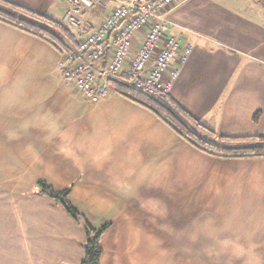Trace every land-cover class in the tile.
Wrapping results in <instances>:
<instances>
[{
    "label": "crops",
    "instance_id": "1",
    "mask_svg": "<svg viewBox=\"0 0 264 264\" xmlns=\"http://www.w3.org/2000/svg\"><path fill=\"white\" fill-rule=\"evenodd\" d=\"M4 1L69 26L70 0ZM121 1L84 7L77 36ZM166 33L193 46L172 63L170 100L217 138L264 136V4L182 0ZM62 56L0 22V264L84 259L82 224L39 194L40 180L70 190L92 227L109 225L101 264H264V158L206 154L114 92L89 105Z\"/></svg>",
    "mask_w": 264,
    "mask_h": 264
},
{
    "label": "built area",
    "instance_id": "2",
    "mask_svg": "<svg viewBox=\"0 0 264 264\" xmlns=\"http://www.w3.org/2000/svg\"><path fill=\"white\" fill-rule=\"evenodd\" d=\"M182 0H122L111 14L80 40L70 45L59 64L65 80L96 106L115 93L111 82H118L168 107L173 84L180 72L172 67L178 59L186 63L193 53L192 45L182 46L178 36L167 35L171 11ZM67 22L79 26L84 7L105 6L104 0H70ZM143 41L138 45L137 36ZM104 61L102 69L93 64Z\"/></svg>",
    "mask_w": 264,
    "mask_h": 264
},
{
    "label": "trees",
    "instance_id": "3",
    "mask_svg": "<svg viewBox=\"0 0 264 264\" xmlns=\"http://www.w3.org/2000/svg\"><path fill=\"white\" fill-rule=\"evenodd\" d=\"M264 4V0H259ZM0 22L43 40L65 55L71 46H78L81 39L74 27L55 22L21 6L0 0ZM115 93L125 97L157 115L181 138L196 149L218 158L258 159L264 158V136L250 138H217L215 133L189 114L181 110L169 97L168 107L158 101L128 88L118 82L110 83ZM257 114L254 120L258 119ZM205 135L208 139L204 138ZM39 194L59 203L85 232V256L81 264H101L103 250L101 239L109 225L96 229L84 215L69 202L70 190L58 191L46 181L38 182Z\"/></svg>",
    "mask_w": 264,
    "mask_h": 264
},
{
    "label": "rangeland",
    "instance_id": "4",
    "mask_svg": "<svg viewBox=\"0 0 264 264\" xmlns=\"http://www.w3.org/2000/svg\"><path fill=\"white\" fill-rule=\"evenodd\" d=\"M34 103V102H33ZM204 136V138L206 139V140H210V139H208L205 135H203Z\"/></svg>",
    "mask_w": 264,
    "mask_h": 264
}]
</instances>
